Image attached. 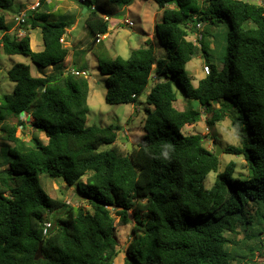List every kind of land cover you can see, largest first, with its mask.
<instances>
[{"label": "trees", "instance_id": "1", "mask_svg": "<svg viewBox=\"0 0 264 264\" xmlns=\"http://www.w3.org/2000/svg\"><path fill=\"white\" fill-rule=\"evenodd\" d=\"M134 1L81 0L87 33L94 39L107 34L109 22L103 16L115 13L113 6ZM152 1L161 9L162 21L155 24L154 33L168 52L167 60L157 59L146 39L126 59L117 56L99 64L106 76V104H134L146 93V103L153 106L146 110L139 143L127 153L116 144L117 126H85L88 80L61 70L68 55L62 41L67 24L50 21V6L39 0L35 9L25 11L20 24L27 32L11 34L13 22L6 21L5 13L18 14L21 7L0 0V53L26 56L37 71H57L35 76L29 65L14 64L6 72L14 87L0 100V138L6 143L1 152L7 157L0 167L9 166L0 171V264H114L113 216L121 225L135 221L121 264L242 260L226 249L229 243L237 246L226 234H237L248 203L264 205V0ZM202 23H226L231 31L222 55L216 56L220 70L211 62L222 47L218 40H212L216 48L211 53L204 42L208 32H202L199 45L187 39ZM34 29L42 38L38 52L30 48L29 31ZM198 55L209 72L194 86L185 66ZM171 80L182 92V110L175 106ZM194 102L209 112L207 125L227 116L232 128L244 127L241 144L222 152L243 157L248 176H235V164L229 162L212 187L204 188L205 177L217 170L218 158L204 147V135L183 133L185 126L201 119ZM22 114L33 119L45 144L35 136L28 143L16 136ZM40 173L68 185L88 174L78 189L90 211L50 198L39 184ZM50 215L52 227L43 236L42 225ZM248 237L257 242L249 247L250 255H261L264 264V231ZM241 242L247 244V238ZM39 244L41 257L35 260Z\"/></svg>", "mask_w": 264, "mask_h": 264}, {"label": "rangeland", "instance_id": "2", "mask_svg": "<svg viewBox=\"0 0 264 264\" xmlns=\"http://www.w3.org/2000/svg\"><path fill=\"white\" fill-rule=\"evenodd\" d=\"M249 3L261 4L262 0H242ZM39 0H13V8L21 7L20 13L30 9ZM86 6L79 0H53L50 6L52 13L50 21H63L67 24L65 34L63 36V45L68 50V55L62 64L61 70L66 73L67 69L74 68V70L82 69L88 73V94L86 104L88 111L85 118V126H97L100 128L112 125L117 126L116 144L125 152L129 153L139 143L143 135V126L146 117V110H153V106H149L146 101V93L142 94L138 101L134 104H120L110 105L104 101L107 92L106 76H103L99 71V64L107 63L115 57L119 56L126 59L132 50L138 49L144 45L146 39H150L155 51L157 59L167 60L168 52L166 48L160 44L155 37V24L162 21L161 9L152 0H135L129 6H113L115 13L109 16L108 32L102 38L99 37L97 42L90 36L85 28V20L87 13L83 12ZM2 13V11H0ZM18 13V14H20ZM12 12L5 13L6 21L13 22L10 33L22 36L27 31L21 28L14 22L15 16ZM125 22H131L133 25L127 26ZM202 32H208V37L205 39L207 49L214 51L216 45L212 42L215 38L219 41L222 47L212 55L211 62L218 66L220 70L222 65L216 58L222 48L227 46L228 34H231L226 23H218L216 27L208 23H202ZM30 48L34 52L42 49V38L39 29L29 31ZM190 40V36L187 37ZM211 52V53H212ZM222 55V53H220ZM14 64H27L30 66L32 75L46 76L49 73H57L56 70L47 68L37 71V67L32 64L30 59L23 55L7 56L0 53V100L3 95L12 93L14 83L7 79L6 72ZM207 66L202 55L193 57L185 66V69L192 80V84L196 86L197 82L205 76L204 67ZM155 81H162V79H155ZM172 88L177 94V101L175 106L182 110L184 107L183 96L180 88L173 80ZM148 87L147 91H149ZM194 106L200 109L197 102ZM213 108H218V105H213ZM201 119L194 125L185 126L183 133L185 135L201 134L204 135V147L211 151H215V146L218 145L221 149L226 146H239L242 138L245 137L246 130L244 127L232 128L230 119L227 116L219 122L212 125H207L206 121L210 118L209 112L204 108L200 109ZM234 116H240L239 112L232 110ZM21 121L23 126L18 127L16 136L24 142L28 143L33 136L39 138L43 144L46 143V137L43 133L36 131L32 125L33 119L28 116H22ZM1 136V133H0ZM6 143L0 138V162H5L7 157L2 154ZM130 145L131 149L128 152L126 148ZM106 146H101L100 150H104ZM7 160V159H6ZM10 162V160H9ZM233 162L235 176H248L247 165L241 156H235L221 152L218 156V166L216 172H210L203 181V186L206 190L210 189L214 183L217 173L224 170L225 166ZM13 164L15 162L12 161ZM8 165L0 167V171L7 170ZM84 176L80 181L73 182L68 185L61 178H52L46 173L37 174L39 184L43 191L52 199L62 201L67 205L83 210L90 211V206L84 195L78 189V185L83 188V183L86 181ZM114 217V239L116 241L117 256L114 259V264H121L125 257L126 249L132 240V228L135 221L131 219L130 223L121 225L118 217ZM48 221L52 222V216L48 217ZM248 221L247 224L245 222ZM237 234L235 236L226 234L230 241L237 243L227 244L226 249L231 254L242 258V260L233 262L232 264H261L262 256L256 252L250 255L249 247L251 248L257 242L254 238L248 237L252 233L264 231V205L248 203L245 206V212L241 218V222L237 225ZM247 238V244L243 245L241 240Z\"/></svg>", "mask_w": 264, "mask_h": 264}, {"label": "built area", "instance_id": "3", "mask_svg": "<svg viewBox=\"0 0 264 264\" xmlns=\"http://www.w3.org/2000/svg\"><path fill=\"white\" fill-rule=\"evenodd\" d=\"M79 1H81V0H79ZM37 6H38V2H36L33 6H31L29 10H33ZM91 9H93V8H91ZM103 19H104V21H108L109 22V18L108 17L103 16ZM24 21H25V12L18 14L14 18V22L17 25H20V24L24 23ZM125 24L127 26H130V27L133 25L131 22H125ZM194 29L195 30L193 32H191V34L189 35L190 36V41L192 43L196 44V45H199L198 43L202 40V27H201V24H196ZM66 72H68V73H70L71 75H74V76H81V77H86V78L88 76L87 72H84V71L79 72V71L74 70V69H67ZM208 72H209V68H208V66H205L204 67V74L207 75ZM25 115L26 114H22L21 117L25 116ZM51 227H52V223L50 221H45L43 223V225H42V235L43 236H47L49 234V231H50Z\"/></svg>", "mask_w": 264, "mask_h": 264}, {"label": "water", "instance_id": "4", "mask_svg": "<svg viewBox=\"0 0 264 264\" xmlns=\"http://www.w3.org/2000/svg\"><path fill=\"white\" fill-rule=\"evenodd\" d=\"M85 10H86V9L84 8L83 11L85 12ZM97 40H98V38H95V39H94V42H97ZM151 84H152V79H150V80L148 81L147 86L150 87ZM39 90L41 91V90H42V87H40ZM130 149H131V147H130V145H129V146L126 148V150L129 152ZM221 152H222V149H221L218 145H216V146H215V151H214V155H215V157L218 158V156H219V154H220ZM40 257H41V244H39V246H38V248H37V250H36V253H35L34 259L37 260V259H39Z\"/></svg>", "mask_w": 264, "mask_h": 264}, {"label": "crops", "instance_id": "5", "mask_svg": "<svg viewBox=\"0 0 264 264\" xmlns=\"http://www.w3.org/2000/svg\"><path fill=\"white\" fill-rule=\"evenodd\" d=\"M52 1H53V0H46V3H47L49 6H52ZM86 11H87V10H85V12H84V11H83V12L86 13ZM50 14L52 15L51 12H50ZM51 15H50V17H51ZM109 21H110V19H109ZM105 35H106V34H105ZM105 35H104V36H105ZM104 36H101V37L103 38ZM42 48H43V46H42ZM41 50H42V49H41ZM65 62H66V61H65ZM50 68H51V67H50ZM70 69H74V68H71V67H70ZM38 76H39V75H38Z\"/></svg>", "mask_w": 264, "mask_h": 264}]
</instances>
